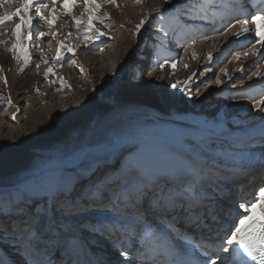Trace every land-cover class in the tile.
Here are the masks:
<instances>
[{
	"label": "bare ground",
	"instance_id": "6f19581e",
	"mask_svg": "<svg viewBox=\"0 0 264 264\" xmlns=\"http://www.w3.org/2000/svg\"><path fill=\"white\" fill-rule=\"evenodd\" d=\"M19 1L20 0H17L13 4L18 2L17 6L19 7ZM209 1L210 0H194V3L189 4L187 0H154L148 3L145 12H141L137 16L133 15L129 17L132 19L130 23L135 21L136 24L146 17L148 20L141 29L140 34L135 33L136 28L131 30L126 28V26L124 32L126 38L119 37L107 45L108 52L107 50L103 52V56L101 57L102 62L99 64L101 65L99 74H101L102 77L99 75L95 77L98 79L96 83L94 82V85L98 86L99 84L98 89H95L94 85H88L87 82L84 83V98L78 100L80 110L78 109V113L76 114L78 126L83 127L84 134L80 137L77 147L68 148L69 145L66 144L67 146L62 150V163L58 164V162H54L52 164H44V160L49 156L51 149L56 150L60 144L66 142L75 134V128L72 129L66 126L65 128L67 129L62 136L55 137L43 134L42 130L47 127L57 126L60 123L63 124V126L67 125V123L69 124L70 117L74 119L75 112L68 117L69 119H66V123H62L60 117L56 119L51 116H43L44 118L41 119L42 117H40L41 115L39 116L40 113L36 107L28 108L23 116L16 114L13 108H11L12 110L4 112L5 114H0V184L12 177L11 172L14 164L15 167L16 165L18 166V171H20L18 184L15 187L7 186L9 192L4 193L5 201L15 192L16 187L23 188L29 179L38 176L43 177L47 187L55 189L60 183L61 177L64 179L71 178L65 171L67 168L73 167L83 153L91 154L93 149H96L99 144H101L102 147H104L106 143L109 145V137L111 136H113V147L111 149L116 148L121 143L130 145V147L135 145L139 146L138 151L142 157L140 158L138 166L147 164L154 171L175 174L188 168L189 164H192L191 166L194 167H199L201 164H204L207 167L219 169L223 177L226 178L225 184L227 190L223 195L229 200H232L233 203H231V205H234L236 210L238 202L235 198L240 202L252 200L253 197L251 198L250 196H246L244 200H241L238 195L240 194L239 191H242V193L246 192V189L242 188L248 185L244 184L247 181L246 178H259L261 172L264 171V134L261 132V125L264 124V120H262V118H264V112H262L263 115L259 120L252 122V118L245 115L247 114V112H245L247 107L243 109L241 105L236 102V99L233 101L229 99V93L222 92L213 108H211L213 116L211 118H205V116L197 117L194 113L192 104L194 95L190 88L191 86L187 85V83L189 84L190 82L187 76L189 75L191 77L193 73L196 72L199 63L196 60L187 67L182 66L181 69H179L178 66L177 56L185 43L189 44V47L192 48L196 43H199L198 45H203L204 43L206 46L209 42L207 40L208 31L211 32L212 30L215 31L214 33H218L226 24H229L228 22L231 19L236 17L233 11L226 7L227 5H224L225 2H223V0H218L217 4L213 6L212 9L207 10V8L213 4L210 1V5H208ZM13 4L6 6L8 10L17 8L16 5L12 6ZM238 5L240 6L239 11L242 12L239 14V18L237 17L238 19L233 22L236 28L235 32L240 30V24L237 23L239 19L246 18L250 12L256 11L254 9H257V11H264L259 10L258 8L261 6H258L257 3L252 0H243V2L238 0ZM186 8L197 9L192 18L186 15ZM157 9L163 13L162 16L157 13ZM4 10L3 7H0V14H3ZM210 11L215 14V16H209ZM213 18H217L220 22L227 21L226 24H223V22L219 25L222 27L219 28L218 26L215 28L211 23L214 21L212 20ZM198 23L202 24V27H204L201 29V25L197 26ZM210 24L211 28L208 29V25ZM13 28L14 24L11 25L12 30ZM198 29H201V31H196ZM2 31L3 29H0V32ZM245 35L251 34L248 33ZM199 36H206V39L199 40ZM209 39L211 38L209 37ZM230 40H232V38H230ZM201 41L202 43H200ZM221 48L222 46L218 45L214 52L211 53V55H215L219 52L216 55V58L219 57L217 62L222 59L221 54H223L224 50L221 51ZM147 49L150 54L148 55L147 53V56L144 57ZM192 54H194V51ZM257 55L254 56L256 57ZM148 56L149 59H151L145 62ZM135 57L142 60L140 61L139 67L133 64ZM173 61L177 62L176 69H172L170 66ZM159 62H166L163 69L158 66ZM207 62H209V59ZM140 69L141 73L139 72ZM15 71L12 69L11 74L8 73L9 76L7 80L10 88L13 86L14 78H17V73H15ZM133 73H135V79L132 78ZM71 74H73V72H71ZM108 74L115 77L113 79L115 81L112 89L109 88L110 84H108V80H106ZM90 76L92 75L90 74ZM263 76L258 79L259 84H257L258 81L256 79L250 82L248 81L246 84L251 87L247 89V92H252L251 95L245 92L239 93V96L243 98V103L251 101V97L255 103L254 105L264 100ZM73 78L74 77H72V79ZM62 80L63 79H61V82L63 84L64 81ZM127 80L132 82V87L126 88L125 83ZM177 80L182 81V83L178 85L177 88H172L170 85L176 83ZM26 81L27 78L23 77L22 82L25 83ZM81 83L82 81L80 84ZM60 85L57 79L42 84L40 89L42 93L41 95L39 94L40 97H36L37 103L35 104L45 103L46 106L49 105V107L53 108L54 112L58 115L60 110L69 111L73 105L66 103V101L62 102V104L54 103V100L57 99L55 96L58 95V92H60V94L62 92L63 87H60ZM116 88L120 91V96L116 95ZM227 89L228 87L226 86L222 87L224 91ZM259 89L260 91H258ZM259 92L263 93V95H259ZM97 105H99V107H97ZM102 106H106L107 110L105 109L103 112L100 109ZM13 114H16L15 120L11 119ZM231 122H234L235 125L233 126ZM213 125H222L223 129L230 131L231 134L227 136L221 135L219 138L212 139L201 134L203 128ZM231 125L233 128H231ZM222 144L227 151L221 149ZM235 147L238 149L245 147V151H236L234 149ZM204 153H207L209 156L214 155L215 158L203 161L195 158V156H203ZM115 154L116 153L113 155ZM234 154L235 157L244 156L239 160H233L234 162L240 161L241 163L233 164L230 159H227L229 156L234 157ZM154 158L156 159L154 160ZM124 166L126 167L127 165ZM120 174L121 173H116L114 176H109L108 178L113 179ZM246 174H249V177L245 179L236 177ZM80 177L81 180L84 178L82 175H80ZM147 178L151 179V175ZM227 180H231L230 183ZM235 180L238 183L236 186L234 185ZM261 180H257L254 187L259 186ZM262 186H264V184L260 187ZM228 191L231 196L227 194ZM231 205L227 206L230 210L233 209ZM145 208H147V203H145ZM219 209L221 211V207H219ZM257 210L252 213V216L260 215L262 211L264 215V209ZM232 211L237 215V211ZM119 212L120 213L113 214L111 218L112 223L114 221H116V224L124 223L132 226L136 230L142 227L133 224V215L129 214L127 209L122 207ZM91 213L92 212L88 214L87 220L92 222H103L110 216L108 212L101 213V216L96 213L98 217L96 218V216ZM133 213H135L134 209ZM83 214L86 215L87 213H82L79 216L81 222V219L84 217ZM140 216L144 221L156 220L160 227L159 229L165 228L166 233L169 234L168 223L167 221L166 223L163 222V218L166 217L169 220L170 217L148 211L141 212ZM234 218L228 217L229 220ZM258 219H261V217ZM0 223H6L7 226H0V228L6 229L9 233L8 235L0 234V254H3L0 263L29 264L28 261L32 256L25 251L23 245L14 242L10 228L12 220L8 217H3L0 218ZM136 230L129 232L117 231L115 233L119 234V236L115 238H111L113 236L111 235L113 231L108 232L109 235H111L108 237L111 238V241L109 240V242H107L108 247L106 245L105 249H109L110 244L113 245L112 249L115 250V252L112 257V264H126L125 258L120 254L121 251L128 253V260H132L135 257L136 264H143L144 261H147L148 264H171L172 258L169 252L163 263L155 259L159 249L150 241L145 232L143 233V238L136 240V235H138ZM174 230L176 232L183 231L179 230V227H175ZM199 230L200 229L195 230L189 237L201 238V236L208 237L211 235L213 238L217 235V232L210 227L206 231L199 232ZM89 235L93 236V239L90 241L85 238V232L81 235L82 248H78L73 252V259L78 256L82 264H84V261L90 260L91 257H93V248L97 250V246L100 245L101 239H99V241L97 240L98 234L93 233ZM185 235L187 234L185 233ZM107 240L105 239V242ZM139 242L144 253L140 257L131 255L132 251L137 252L134 247L135 244ZM21 247L23 248L20 249ZM105 251L108 252V250ZM18 257L20 260L17 259ZM58 257L61 258V253ZM149 258H154V260H150ZM53 259L55 258L52 256V260ZM109 264H111V262Z\"/></svg>",
	"mask_w": 264,
	"mask_h": 264
},
{
	"label": "snow or ice",
	"instance_id": "6c2138e0",
	"mask_svg": "<svg viewBox=\"0 0 264 264\" xmlns=\"http://www.w3.org/2000/svg\"><path fill=\"white\" fill-rule=\"evenodd\" d=\"M56 2L57 0H20L19 7L8 10L6 6L15 3V0H0V7L5 9L3 14H0V29L6 28L9 23L14 24V43L10 51L17 60L23 57L24 67H28L32 60L30 53L26 50L25 41L33 39L34 30H38L40 38L44 37V31L39 30L40 24L46 25L49 30L52 29L59 19L56 15L57 9L53 7L51 19L45 14V9L49 7V4L55 6ZM77 2L78 0H63L62 13H70ZM82 2L85 4L87 19L78 18L74 23L77 28L84 26L81 35L85 43H88L107 34L100 31L94 23L95 21L103 23V20L96 15L101 10L102 4L117 7L118 5L117 0H82ZM136 2L140 3L142 0H136ZM187 2L192 4L194 0H187ZM185 11L186 15L192 18L197 9L186 8ZM157 13L160 16L163 15L159 9ZM147 20L146 17L136 25V34L141 33ZM237 23L240 24V30L234 35L239 37L251 33V37H246L252 43L251 54L264 56V53H259V50L255 49L256 44H264V11L252 12L247 18L239 19ZM2 34L0 32V35ZM53 35L56 34L53 33ZM18 49L19 54H17ZM66 54H70L68 57L70 62L74 61L76 49L71 44H66L65 40H60L55 64L63 66ZM211 58L209 55V59ZM37 59L48 64L43 49L40 50V56ZM165 63L159 62L158 66L163 69ZM170 66L176 69L177 62H171ZM36 67L38 69L39 64ZM20 71L23 72L24 68ZM237 71H243V69H237ZM52 72L53 68H47L45 78L47 79ZM132 78L135 79V73ZM216 82L222 83L218 78ZM4 83L8 84L6 77ZM181 83L182 81L177 80L170 86L177 88ZM36 92L39 93L38 88ZM196 94H199L198 89ZM261 104H264V101L257 103L255 107L258 111L264 112ZM8 106L17 107L10 96ZM11 119L15 120L16 114H13ZM261 132L264 134V124L261 125ZM201 134L212 139L231 133L223 129L222 125H213L203 128ZM221 149L227 151L223 144ZM214 158V155L209 156L207 153L197 157L198 160ZM79 159L80 167L88 171L92 163L90 155L83 153ZM65 171L74 170L66 169ZM149 175L151 179L147 178ZM226 190L225 178L219 169L207 167L204 164L199 167L190 166L175 174L154 171L149 165L144 164L136 168H126L113 179H109L108 174H105L101 180L89 184H82L80 176L68 179L61 177L55 189L47 187L43 177L38 176L29 179L23 188L16 187L15 192L6 201L4 193L0 192V218L8 217L12 220L10 228L14 242L23 245L25 251L34 259L38 258L37 264H54L48 252L50 248H62L66 251L67 264H80L78 256L73 259V252L82 248L81 235L84 232L99 234L105 228L109 231H135V228L124 223L81 222L79 219L82 213L115 212L120 207L127 209L129 214L133 215V224L137 226L147 227L146 221L140 216V213L144 211L171 217L168 222L169 235L172 237L169 242L171 264H249V260L255 264H264V218L253 220L252 216L258 206L264 207V186L259 188L258 196H254L252 200L237 203V215L231 220L224 217L218 207L222 200V193ZM108 204L112 207L109 208ZM177 224L183 225L182 232L174 230ZM209 227H213V230L218 233L215 238L216 245L210 250H204V244L201 243L203 237L189 239V236L197 229ZM0 234L8 235L9 233L6 229L0 228ZM120 254L125 258L126 264H136L135 257L128 260L127 252L121 251ZM143 264L148 262L144 261Z\"/></svg>",
	"mask_w": 264,
	"mask_h": 264
},
{
	"label": "rangeland",
	"instance_id": "374dc122",
	"mask_svg": "<svg viewBox=\"0 0 264 264\" xmlns=\"http://www.w3.org/2000/svg\"><path fill=\"white\" fill-rule=\"evenodd\" d=\"M15 1H17V0H15ZM152 1H154V0H142V2L137 3L135 0H117L118 7L116 5L114 6V5H110V4H102L101 10L98 13H96V15L103 20V23H100L99 21H95L94 23L96 24V27L99 28L100 31L105 32L107 34L105 36H102L98 40H93V41L88 42V43H85L84 38L81 35V33H83V31H84V26L81 25V27L77 28V26L74 23V21L78 18H83L85 20L87 19V15L85 14V4L82 2V0H78V2L75 4L73 10L67 14H63L61 11V5L63 4L62 3L63 0H57L55 6L49 4V7L47 9H45V14L49 15V18L51 19V12H52L53 7H55L57 9L56 15L59 17V19L54 23L51 30H49V28L44 24L39 25V30H43L45 33L43 38L39 37L38 30H34L33 31V39L31 41H25L26 50L30 53V55L32 57V60L30 61L28 67H24V60H23L22 56L19 60H17L15 58L13 52L10 51L12 44L14 43L13 30L11 29L12 23H10L6 28H3V31H2L3 34L0 35V67H2V71H0V97H2V98H0V109H2V110H0V114H5L4 112H6L7 110H12L11 108H13V110H15L16 114L23 116L25 114L24 112L28 108L36 107V109L39 110V113H40L39 116L41 115L40 117H42L41 119H43L44 117H48V116H51L52 118H56V119H58L60 117V119L62 120V123H66L67 122L66 119H69L68 117L75 112L74 113L75 117H74V119H72L70 117L69 124L67 123V125L63 126V124L60 123L57 126L47 127L46 129L42 130L43 134L49 135L52 137L62 136V134L67 129V128H65L66 126H69L72 129L75 128V130H76L75 134L73 135L74 137L71 136L70 139H68L66 142L60 144L56 150H54V149L50 150V154L48 157L45 158L44 164H52L54 162H58V164L62 163L63 162V159L61 157L62 150L65 146H67L66 144L69 145L68 148L77 147L78 142L80 140V137L84 134L83 127L78 126V119L76 117V114L78 113L77 112L78 109L80 110L78 100L80 98H82V99L84 98V96H83L85 93L84 83L87 82L88 85L89 84L94 85V82L95 83L97 82L98 78H95V77L97 75L101 76V74H99L101 65H99V64H101V62H102L101 57L103 56L102 55L103 52L106 50L108 52L107 45L109 43H111V41H114V39L116 40L119 37H122V38L125 37L126 38V34L124 33L125 29L129 28V29L133 30V28L135 29L136 25H137L135 21L130 23V21H132V19H130L129 17L133 16V15L137 16L139 13L145 12L146 11L145 8H147L148 3H151ZM17 3L13 4L12 6L16 5V7H18ZM19 4H20V1H19ZM252 12H257V9H256V11H252ZM252 12H250V13H252ZM239 14H241V13L235 12L234 15L236 17L231 19L228 22L229 24H226L227 20L220 22L219 20H217V18H213L212 20H214V21H212L211 23H212V26H214L215 28L218 27L223 22H224L223 24H226V26L224 28H222L218 33H214L215 31H212V30H211V32L208 31V33H207L208 39L207 40L209 42L207 43L206 46L204 43H203V45H198L199 43L198 44L196 43V45L193 46V48H192V47H189V44L185 43L182 46V49L180 50V52L177 56L178 57L177 61L179 63L178 64L179 69H181L182 66L183 67H185L186 65L188 66L190 63H193L196 60L199 63V66L196 69V72H194L193 75L191 76L192 78L189 75L187 76V78L190 81L189 84L187 83V85L191 86L190 88H191L193 95H194L192 104H193L194 113L196 114L197 117L205 116V118H211L213 116V111L211 108H213L216 100L219 98V96L222 92L229 93L230 94L229 99L231 101L236 99V102H238L243 109H246V107H247V110H245V112H247V114H245V115H247L249 118H252L251 119V120H253L252 122H256L263 115L262 112H260L256 109V107L254 105L255 103L253 102L252 97L250 98L251 101H249L248 103H245V102L243 103V100H242L243 98L241 96H239L240 92H245L248 95H251L252 92H247V89H250L251 87H249V85H246V84L248 83V81L250 82V81L255 80V79L258 81V79L262 78L263 73H264V56L258 54L255 57L253 54H251L252 43H251V40L249 38H246V37H251V35H247V36L241 35L239 37L234 35L238 31L235 32L236 28H235V26H232V25H234L233 22H235L236 19L239 18V16H240ZM33 16L35 19L34 12H33ZM198 25H199V23L197 24V26ZM200 25H201V29H202L204 26L202 27V24H200ZM210 26H211V24L208 25V29L211 28ZM220 27H222V26H219V28ZM34 28H35V26H34ZM201 29H198L196 31H199V30L201 31ZM10 30H12V31H10ZM53 33H55L56 35H53ZM69 33H71L70 36H69ZM249 34H251V33H249ZM208 36L211 39H209ZM205 37L206 36H202V37L199 36V40H202ZM230 38H232V40H230ZM60 40H65L66 44H71L76 49L74 61L70 62L68 59L70 54H66L64 57L63 66L55 64V55H56V52L58 50V42ZM203 41H205V40H203ZM200 43H202V41ZM218 45L222 46L221 51L224 50L223 54H221L222 59L219 62H217L219 57L216 58V55L219 52L215 55H213V54L211 55V53L214 52V50L217 48ZM41 49L44 50V57L47 58V60H48L47 65L44 64L42 62V60L37 59V57L40 56V50ZM101 49H102V51H101ZM255 49L259 50V53H264V44H256ZM18 50H17V54H19ZM193 51H194V54H192ZM147 53H148V49L146 50L144 57L147 56ZM199 53H200V56H199ZM245 53H248V54L245 55ZM149 54H150V52L148 53V55ZM209 55H211V57H212L211 59H209ZM221 55H220V57H221ZM237 57H239V58H237ZM215 58H216V60L214 61ZM141 59H142V57H141ZM150 59L148 56V59L145 60V62H148ZM208 59H209V62H207ZM140 61H142V60H140V58L135 57L133 60V64L138 66V65H140ZM37 64H39L38 69L36 67ZM49 67L53 68V72L50 73L46 79L45 78V72H46L47 68H49ZM21 68H24L23 72L20 71ZM12 69L14 71L15 70L17 71V72L15 71V73H17L16 74L17 78H14L13 86H12V88H10L9 83L7 85H5L4 78L5 77L7 78L9 76V74H11ZM237 69H243V71H237ZM66 70L68 73L66 72ZM19 72H21V73H19ZM71 72H73V74H71ZM97 72H98V74H97ZM226 72L228 73L227 75H226ZM15 73H14V77H15ZM74 73H75V75H74ZM253 73H256V75H253ZM24 74H27V75H24ZM90 74L92 76H90ZM113 74H114V72H113ZM18 75H19V77H18ZM70 75L71 76L73 75L72 77H74V78L76 77L75 79L73 78L75 81L72 79V77ZM23 77L27 78V81L25 83L22 82ZM229 77H231V78L229 79ZM249 77H251V78L249 79ZM114 78L115 77L111 76V74H108V76L106 77V80H108V84H110V86H109L110 89L113 88V83L115 81V80H113ZM190 78L192 81L190 80ZM217 78L220 81H222V83L218 84L216 82ZM55 79H57L60 82V84H61L60 87H63L64 90L62 89V92L64 94L62 92H61V94H60V92H58V95L55 96V97H57V99L54 100V103H57V104L61 103L62 104V102L66 101V103L73 105V107L70 108L69 111L68 110H65V111L60 110L59 115L56 114L54 112L53 108L49 107V105L46 106L45 103H43V104L39 103L37 105L35 104V103H37L36 97H40V95L42 93L41 92L42 90H40L41 85L47 83V81H50V82L55 81ZM61 79H63L62 81H64V83L65 82L66 83L62 84ZM76 80L78 81V83ZM81 81H82V83L80 84ZM68 83L71 86L70 88L66 86V85H69ZM257 84H259V81ZM125 85H126V88H130L133 86V84L130 80H127ZM76 86H78V87H76ZM94 86H95V89H98L99 84H98V86H96V85H94ZM223 86L228 87V89L225 91L222 90ZM37 88L39 89L40 93L36 92ZM197 89L199 90V94H196ZM258 91H260V89ZM115 93L117 96H120V91L118 90V88H116ZM146 94H148V93H146ZM258 94L263 95V93H261V92H259ZM9 96H10L13 104L16 105L17 107H9L8 106ZM262 105L264 107V104H261V106ZM97 107H99V105H97ZM176 107H177V105H176ZM100 109L103 112L105 109L107 110L106 106L105 107L102 106V107H100ZM244 118H245V116H244ZM231 124L233 126L235 125L234 122H231ZM232 125H231V128H233ZM63 128H65V129H63ZM109 138H110V141H109L110 144L109 145H107V143H106V145L104 147H102V145L99 144L96 149H93L91 154L88 153L91 157V160H92L91 168L88 171H85L82 167H80L81 161L79 159L78 162L73 167L67 168V169H73L74 170L72 172L66 171L67 174H69V176H71V177L82 175L84 178L81 180V183L82 184H89L91 182H96V181L101 180L105 176V174H108V177L109 176L111 177V176H114L116 173H122L126 168L138 167L140 158L142 157L138 151L139 146L135 145L133 147H130V145H127L125 143H121L116 148L111 149L113 147V142H112L113 136H111ZM19 144H21V143H19ZM245 147H248V146H245ZM245 147H241V149H238L235 147L234 149L236 151H239V150L245 151ZM263 150H264V148H263ZM114 153H116V154L113 155ZM241 157H244V156L235 157V154H234V157L229 156L227 159H230L232 161V163L234 164V163H241L240 161L239 162L233 161V160H239ZM156 158H154V160ZM195 158L197 159V156H195ZM124 165H127V166L125 167ZM191 165L192 164H189L188 167H190ZM113 170H118V171H113ZM11 176L12 177L9 178L7 181H3L0 184V192L8 193L9 190L7 189V186L15 187L18 184L19 177H20V171H18L17 165L15 167V164L13 165ZM8 177H10V176H8ZM236 177L245 179L246 177H249V174L238 175ZM259 179L260 180L262 179L260 185L254 187L255 182ZM246 180L248 181V183L246 181V183H244V184H248V185L246 187H242V188L246 189V192L242 193V191H239L240 194L238 195V197H240L241 200H244L246 198V196H250L251 198L254 196H258V193H259L258 188H260V186L264 184V171L261 172V175L259 176V178H257V177L253 178L252 177V178H246ZM225 181H226V178H225ZM227 181H229V180H227ZM230 181H229V183H230ZM252 181H253V183H252ZM237 184L238 183L235 180L234 185L236 186ZM227 194H229V191L227 192ZM229 196H231V194H229ZM235 200L237 202H240L236 198H235ZM236 201H234V202H236ZM231 203H233L232 200H229L228 198H226L222 193V200L219 202L218 207H221V212L223 213V216H226L227 218L228 217L234 218L236 216L235 214L234 215L227 214L228 213L227 210L230 209L227 206L231 205ZM107 206L109 208L112 207L111 204H108ZM102 207H103V205H102ZM231 207L233 208L232 210L237 211L234 208V205H231ZM121 208H118L117 211H115V212H108V214L110 216L108 218H106L103 222H109L110 220H112L111 218H112L113 214L120 213L119 211H121ZM262 208L264 209V207L258 206L256 208V210L257 209L263 210ZM256 210L254 212H256ZM89 213L90 212H88L86 215L83 214L84 217L81 219L82 222L88 221L87 217H88ZM96 213L99 216H101V213H105V212H103V211L92 212L91 214L96 216ZM260 217L261 218L264 217L263 211L260 215H254L253 220L258 219ZM96 218H98V217L96 216ZM170 219H171V217H170ZM170 219L168 220V218L164 217L163 222L167 221V223H168L170 221ZM249 223H251V221ZM0 226L5 227L7 225H6V223H3V224L0 223ZM210 228H213V227H210ZM180 229L182 230L183 226ZM206 230H208V228H205L202 230L200 229L199 232L206 231ZM137 231L139 232V230H137ZM108 232H112V231H108V229H105L101 233L98 234V237H99V235L101 236V237H99V239H101L100 245L97 246L98 247L97 250L93 248L92 254H94L95 256L93 255V257H91L90 260H86V264H91V263L92 264H98V263L99 264H109L110 262H111V264L113 263V260H112V257L114 255V251L112 250L113 245L110 244V246H109L110 251L108 249H105V250H108V252H106L105 250H102V247H104L103 242L105 241V239L107 240L108 237H110L111 235H113L115 238V237H118L119 234L112 233L111 235H109ZM105 233H108V234H105ZM89 234L90 233L85 232V235H86L85 238L90 241L91 239H93V236L89 235ZM217 235H218V233H217ZM217 235H216V237H217ZM201 237H203V240H201V243L203 241L206 242V243L203 242L204 250H210L211 248L215 247V245H216V239L215 238L216 237H213L212 239H209V237H211V235H209L208 237H205V236H201ZM103 238H104V241H102ZM195 238L200 239L197 237H195ZM99 239H97V240L99 241ZM136 239H137V235H136ZM189 239H191V238H189ZM22 248L23 247H21L20 249H22ZM88 249H90V248H88ZM135 250L137 252L132 251L131 255H135V256L140 257L144 253V250L142 249L140 243L136 244ZM48 252H49V255L51 256V258H52V256H53V258H55V259H53L54 264H67L68 254L62 248L61 249L50 248V250H48ZM60 253H61V258L58 257ZM2 255L3 254H0V261H1ZM105 256H106V263H105V261H103V258H105ZM132 257H134V256H132ZM17 259H19V257ZM37 261H38V258L34 259L33 257H31V259H29L28 263L29 264L30 263L31 264H37ZM0 264H2V262ZM80 264H82V263H80Z\"/></svg>",
	"mask_w": 264,
	"mask_h": 264
}]
</instances>
